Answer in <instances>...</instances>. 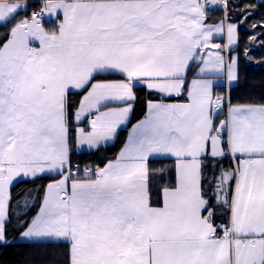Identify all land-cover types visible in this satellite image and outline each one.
<instances>
[{
    "label": "snow or ice",
    "instance_id": "1",
    "mask_svg": "<svg viewBox=\"0 0 264 264\" xmlns=\"http://www.w3.org/2000/svg\"><path fill=\"white\" fill-rule=\"evenodd\" d=\"M29 6L0 0V246L13 229L58 246L28 264H264V96L233 101L228 0H39L20 16ZM138 88L157 98L127 142L81 167L75 150L115 139Z\"/></svg>",
    "mask_w": 264,
    "mask_h": 264
},
{
    "label": "trees",
    "instance_id": "2",
    "mask_svg": "<svg viewBox=\"0 0 264 264\" xmlns=\"http://www.w3.org/2000/svg\"><path fill=\"white\" fill-rule=\"evenodd\" d=\"M33 1L38 2L39 0ZM228 3L230 10L227 12V16L229 20L239 24V46L236 51L239 53V72L241 79L239 86L232 87L231 94L233 101H259L264 96V27L259 26L264 24V2L258 0H228ZM247 5H253L248 10L251 14L247 15V19L242 21V16L246 15L245 6ZM214 15L216 18L221 19L225 17L226 13L225 10L221 9L216 11ZM254 24L257 27L253 28ZM4 31V28H0V33ZM253 36H255V40H252ZM245 50H247V56L244 55ZM137 96L138 100L134 106L130 123L125 130L121 131L114 145L99 149L95 152L79 153L75 150L73 159L80 163L81 167L85 165L103 166L105 162L115 158L125 143L128 129L144 118L147 111L145 101L147 99L157 98L149 90L144 88L137 89ZM73 99L78 100L79 97L74 96ZM224 163L226 167L230 165V162L227 160ZM161 166L164 165L159 161L154 163V167ZM49 182H51L49 176H44L36 180L35 198L37 202H39L43 195V187ZM26 187L31 188L32 185L19 183L14 191L19 192ZM36 211H38V207L33 209L32 214H35ZM13 224L15 225V220ZM9 238L12 240V243L6 246H0V264H28L30 261L38 262L44 252L55 251L58 247L52 243L19 242V237L13 229H9Z\"/></svg>",
    "mask_w": 264,
    "mask_h": 264
},
{
    "label": "crops",
    "instance_id": "3",
    "mask_svg": "<svg viewBox=\"0 0 264 264\" xmlns=\"http://www.w3.org/2000/svg\"><path fill=\"white\" fill-rule=\"evenodd\" d=\"M36 2H37V1H36ZM36 2L33 1V0H29V5H30V6H29L27 12H21V13H20V16L28 15V14L31 13V11L36 10V8L38 7V3H39V1H38L37 3H36ZM221 9L224 10L223 5L220 4V3H217L216 5L212 6V7L209 9V14H210L209 16H210V18H211V19H210V22H212V23H217V22H219L220 20H222V19L225 18V17H223V18H221V19H218V18H216L215 15H214L216 11L221 10ZM212 13H213V14H212ZM211 14H212V16H211ZM228 22H230V23H236V24L238 25V29H237V30H238V37H239V24H238L237 22H233V21H230V20H228ZM46 26L51 27V26H53V25H46ZM215 42H217V43H221V44L226 43V34H221V35L217 36V37L215 38ZM238 46H239V40H238V44H237L236 46H234V47H235V51H233V52L231 53V55H233V56H238V57H239V53L236 51L237 48H238ZM234 86H236V85H233V87H234ZM225 89H226V80H225L224 78H222L221 80H219V81L217 82L216 91H217L218 93H221V92H223V90L225 91ZM132 114H133V113H132ZM131 117H132V115H131ZM131 117H130L129 121H128L125 125H122V126L118 129L116 138L113 139V140H111V141H108L104 146H102V148H106V147L112 146V145H114V144L117 142L118 137H119L121 131L125 130V129L128 127V125H129V123H130V120H131ZM223 118H224V117L221 116V119H223ZM135 124H136V123H135ZM135 124H134V125H135ZM134 125H133V126H134ZM133 126H132V127H133ZM132 127H130V128L128 129V133H127V136H126L125 143L127 142L128 136H129V134H130L131 131H132ZM125 143H124V144H125ZM102 148H101V149H102ZM76 150H77V152H79V153L95 152V151H97V150H88V149H86V148H84V149H76ZM45 176H47V175H45ZM42 177H44V176H42ZM18 241H19V242H22V243H50V242H48V241H29V240L21 239V238H19Z\"/></svg>",
    "mask_w": 264,
    "mask_h": 264
},
{
    "label": "built area",
    "instance_id": "4",
    "mask_svg": "<svg viewBox=\"0 0 264 264\" xmlns=\"http://www.w3.org/2000/svg\"><path fill=\"white\" fill-rule=\"evenodd\" d=\"M258 1H264V0H258Z\"/></svg>",
    "mask_w": 264,
    "mask_h": 264
}]
</instances>
